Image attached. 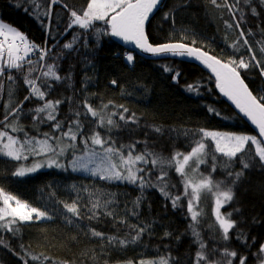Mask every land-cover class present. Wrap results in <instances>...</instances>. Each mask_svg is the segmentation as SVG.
Masks as SVG:
<instances>
[{
	"label": "snow or ice",
	"instance_id": "obj_1",
	"mask_svg": "<svg viewBox=\"0 0 264 264\" xmlns=\"http://www.w3.org/2000/svg\"><path fill=\"white\" fill-rule=\"evenodd\" d=\"M27 2L31 9L25 7L22 10L40 25L45 40L43 46L36 44L16 27L0 21V100L4 101L3 118L0 119V157L18 162L12 172L17 178L42 169H56L84 173L107 184L130 186L138 195L124 202L117 199L115 192L89 190L87 186L72 184L70 191L74 198L69 203L57 198L54 186L48 185V197L52 203L42 210L0 186V247L12 251L21 264H29V261L36 264H70L69 261L60 262L43 253L32 254L20 239V225L34 220L50 221L57 214L74 228H80V222L85 219L99 222L103 216L113 221L112 227L117 233L125 230V235L120 237L85 225L91 237L99 239L102 251L105 241L113 248L119 245L123 249L138 244L143 247L142 238L146 233L152 235L155 222H145L140 210L147 199L146 191L156 190L165 201L164 206H171L187 222V234L196 246V251L190 256L191 264H246L248 256L242 253L238 255L230 241L235 239L249 249L256 238L252 237L249 243L246 231L237 227L239 220L233 216L239 214L241 209L233 201L237 198L236 188L245 171L264 170V139H258L256 135L204 128L165 129L142 121L134 111L129 115L128 107L111 100H101L94 107L85 98L77 101L73 108L71 96L50 98L55 97L58 84L66 83L69 89L73 87L71 71L61 74V64L67 55L79 54L83 49L84 67L92 68L95 58L93 45L95 48L101 47L106 36L118 38L153 57L198 61L214 75L219 92L255 125L258 136L264 138V86L258 87L254 94L241 75V70L247 72L249 68H255L264 79V39L256 40L258 49H254L248 37L255 34L248 28L246 35L245 29L240 27L241 23L246 22L241 0H208L218 9L227 8L235 22V29L239 31V35L230 43L228 33L225 34L224 44L232 50V54L226 58H223V51L217 55L213 54V49L205 50L202 41L198 47L196 34L187 29H180L178 39L173 41L172 36L177 30L172 9L163 15L164 20L171 17L173 25L168 42H154L149 31L151 20L164 8V0H87L86 7L77 10L70 8L65 0ZM244 3L250 6L253 16L259 17L253 0H244ZM257 3L264 6V0H257ZM54 8L68 13L62 29L53 23ZM224 23L227 30L233 29L232 23ZM53 31L57 32L55 37L52 36ZM261 31L264 32V29ZM69 33H72L70 38L61 43L59 37L68 36ZM58 45L59 49L54 51ZM242 50H246V55L237 58ZM134 59L131 52L125 53L129 65ZM162 67L171 74L174 82L179 81L181 74L178 70L167 64ZM17 76L21 77L28 89V95L23 101L14 103L13 90ZM89 79L85 72L81 90L87 87ZM110 83L115 86L117 81ZM194 89L195 94H199L198 84L186 86L190 93ZM30 100L39 103L25 109V102ZM66 102L69 110L61 116L60 105ZM207 111L222 118V113L214 107L209 106ZM22 118L30 119L35 134L24 127ZM42 127L46 130L41 131ZM141 129L144 130V138H135L134 133ZM121 132L128 134L126 141L121 138ZM153 133L155 136L150 140L149 136ZM165 136L173 144L170 155H165L155 146L157 139ZM181 138L184 149L175 147L176 141ZM30 157L32 163L24 164ZM201 166H204L203 170ZM171 174H175L178 180L174 182ZM82 192H87V200H84ZM205 197L212 201L213 219L206 225L211 229V248L202 235L205 212L201 201ZM57 205H62V208H57ZM81 209L84 211L81 212ZM129 217L136 218V223H130ZM252 223L259 221L253 219ZM163 235L170 237L172 233L165 231ZM180 238V235L175 237L176 241ZM12 239L17 240L18 250L11 247ZM168 247L165 245L166 249ZM255 256L256 264H264V243L259 245ZM105 264H108L107 260ZM124 264H180V261L170 251L162 255L158 251L154 258L126 260Z\"/></svg>",
	"mask_w": 264,
	"mask_h": 264
},
{
	"label": "trees",
	"instance_id": "obj_2",
	"mask_svg": "<svg viewBox=\"0 0 264 264\" xmlns=\"http://www.w3.org/2000/svg\"><path fill=\"white\" fill-rule=\"evenodd\" d=\"M65 2L70 8L77 10L86 7L87 0H65ZM253 4L257 7L259 17L253 16L250 12V6L241 0L246 22L241 23L240 27L245 29L246 35L247 29L251 28L255 36L248 38L253 44V48L258 49L255 41L264 39V32L261 31L264 29V6H260L257 0H253ZM164 5V8L151 20L149 31L154 42H168L169 33L173 32V25L171 17L169 20H164L163 15L164 12L172 9L174 10L175 28L177 30L172 36L173 41L178 39L180 29H187L196 34L198 47L201 46L202 41L205 50L213 49V54L219 55L223 51V58L232 54V50L224 44L225 34L228 33L227 40L230 43L239 35V31L235 29V22L227 8L218 9L208 0H165ZM25 7L29 9L32 7L27 0H0V21L16 27L26 34L30 41L43 46L45 33L28 12L22 10ZM53 15L54 25L62 29L68 15L67 11L54 8ZM224 21L233 24L231 31L226 29ZM56 35L57 32L53 31L52 36L55 37ZM71 35L72 33H69L68 36L61 35L59 37L60 42L67 41ZM89 43H92L91 38ZM93 48L95 58L92 61L94 65L92 68L84 67L83 49L79 54L66 56L61 64V74L71 71L73 87L69 89L66 83L58 84L55 88V97L50 98H59L61 95L64 97L71 96L73 108L77 101H82L85 98L94 107L101 100L104 102L111 100L116 104H124L128 107L130 109L129 115L134 111L142 121L163 126L165 129L204 128L257 136L251 127L222 98L217 91L213 78L199 66L175 59L146 60L135 54H133L134 62L129 65L125 60V53L128 51L114 41L112 37L107 36L103 38L101 47L95 48L93 45ZM58 49L59 45L54 51ZM239 55H246V50L237 54V58ZM257 55L259 58L258 50ZM164 64L180 72L181 76L178 82H174L171 74L164 71L162 67ZM85 72L90 79L87 87L81 90ZM241 75L245 78L249 88L254 91V94L258 87L264 86V79H261L259 71L255 68H249L247 72L241 70ZM112 80L117 81L115 86L110 83ZM197 84L199 85V94H195V89L192 93L186 90V86ZM13 95L14 103L23 101L24 97L28 95V89L23 85L19 76H17ZM37 103L39 102L30 100L25 102L24 107L28 109ZM3 104L4 101L0 100V119L3 118ZM209 106L222 113V118L210 114L207 111ZM60 109L61 116H63L68 112L69 104L67 102L61 104ZM21 122L27 130L32 132L30 119L22 118ZM44 130L46 128L42 127L41 131ZM32 134L35 133L32 132ZM120 136L125 141L128 139L126 132H121ZM153 136H155L154 133L150 134L149 139L151 140ZM134 137L143 139L144 130L135 132ZM155 146L165 155H170L173 148L172 142L166 136L159 137ZM175 147L184 149L183 138L176 141ZM17 163L0 157V186L4 187L6 191L18 195L20 199L27 201L32 206L41 207L42 210L52 203L48 197V185L54 186L57 198L69 203L74 198L70 191L72 184L78 187L87 186L89 190L115 192L117 199L124 202L138 195V192L130 186L107 184L84 173L63 172L56 169H42L24 178H17L12 175ZM23 163L31 164L32 158L30 157L28 161ZM203 168L204 166H201V170ZM171 175L174 182L178 180L175 174ZM217 175L219 176V172ZM81 195L84 200H87V192H82ZM145 195L147 199L141 206V217L145 222L154 221L155 223L151 229L152 235L149 236L146 233L143 236L141 241L143 247L138 244L129 245L123 249H120L119 245L113 248L105 241L103 244L104 251H102L99 239L91 237L84 227L85 225L108 234H116L120 237L125 235L124 229L117 233L116 229L112 227L113 221L103 216L99 222L83 220L80 222V228L67 225L59 214L50 221L39 220L24 223L20 225V239L32 254L40 255L43 253L45 256L60 262L69 261L70 264H105V260L108 264H124L126 260L137 261L142 257L154 258L158 251L161 255L170 251L180 261V264H191L190 256L196 251V246L187 234V222L183 215L178 211H173L171 206L166 208L164 206L165 201L156 190H148ZM236 195L237 198L233 203L241 209L239 214L233 216L234 219L239 220L237 227L246 231L249 243H251L252 237L256 239L249 249H246L235 239L230 241V245L238 252V255L242 253L248 256L246 264H256L255 253L259 245L264 243V170L245 171L236 188ZM201 205L205 212L202 235L211 248L213 246V242L209 238L211 229L207 228L206 225L213 219L212 201L205 197L202 199ZM57 208H62V205H57ZM83 211L84 209H81V212ZM121 214H123L122 206ZM128 219L130 223H136V218L129 217ZM253 219L259 223L253 224ZM165 231L171 232L172 235L164 237ZM177 235L181 236L179 241L175 239ZM5 238L8 239L9 237L6 235ZM128 238L130 239V237ZM165 245L169 247L166 249ZM11 247L18 250L16 239L11 240ZM0 264H21V262L17 256L13 255L12 251L0 247ZM29 264H36V262L29 261Z\"/></svg>",
	"mask_w": 264,
	"mask_h": 264
},
{
	"label": "water",
	"instance_id": "obj_3",
	"mask_svg": "<svg viewBox=\"0 0 264 264\" xmlns=\"http://www.w3.org/2000/svg\"><path fill=\"white\" fill-rule=\"evenodd\" d=\"M165 1V0H164ZM114 41H116L119 45H121L125 50H127L128 52H131L132 54L138 55L140 57H143L146 60H161V59H175V60H179L182 62H186V63H192L195 64L197 66H199L201 69H203L204 71H206L215 81V77L214 75L211 73V71L209 69H207L206 67H204L202 64H200L198 61H195L193 59L190 58H168V57H153L150 54H145L142 53L139 49H136L133 45L131 44H125L122 41H120L118 38H113ZM216 83V81H215ZM217 91L219 92V89L217 88ZM219 94L222 96V98L226 101V103L228 105H230V107L239 115V117H241L250 127L251 129L257 134L258 136V129L255 127V125H253L251 123L250 120H248L247 117H245L242 113L239 112V109H237L235 107V105L227 99V97H224L222 93L219 92ZM259 139H264V138H260L258 136Z\"/></svg>",
	"mask_w": 264,
	"mask_h": 264
},
{
	"label": "rangeland",
	"instance_id": "obj_4",
	"mask_svg": "<svg viewBox=\"0 0 264 264\" xmlns=\"http://www.w3.org/2000/svg\"><path fill=\"white\" fill-rule=\"evenodd\" d=\"M35 221V220H34Z\"/></svg>",
	"mask_w": 264,
	"mask_h": 264
}]
</instances>
